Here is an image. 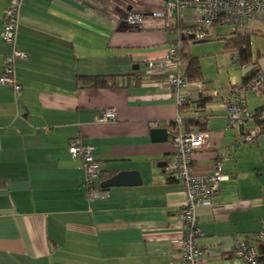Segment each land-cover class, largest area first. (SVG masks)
I'll return each mask as SVG.
<instances>
[{"label": "crops", "instance_id": "crops-1", "mask_svg": "<svg viewBox=\"0 0 264 264\" xmlns=\"http://www.w3.org/2000/svg\"><path fill=\"white\" fill-rule=\"evenodd\" d=\"M6 5L0 0V32ZM160 6V0L22 4L16 44L28 58L15 62L21 93L0 85V264H183L174 242L182 235L184 194L164 171L174 153L165 127L195 114L179 109L164 76L138 79L146 62L162 60L176 40L157 20L137 27L139 12L151 14ZM180 20L189 26L181 13ZM214 28L198 42L220 40L229 62H239L224 49L223 38L235 28L227 34H215ZM240 31L250 38L253 62L251 41L264 37V14ZM10 53L0 38V77ZM255 57L264 75V52ZM188 69L182 64L183 75ZM80 76L121 78L117 88L88 89L78 86ZM238 84L229 81L222 93L206 89L211 100L200 113L207 117L209 141L194 154L192 172L210 175L218 161L227 178L212 207L197 212L202 264H231L234 238L264 230V134L245 141V134L257 129L253 121L228 128L227 92ZM243 98L251 112L264 107L250 93ZM109 108L116 110V120L97 122ZM155 128L167 130V142H151ZM74 141L92 148L101 170L94 187L105 197L89 200L83 163L68 153ZM124 171H137L140 186L100 187Z\"/></svg>", "mask_w": 264, "mask_h": 264}, {"label": "built area", "instance_id": "built-area-1", "mask_svg": "<svg viewBox=\"0 0 264 264\" xmlns=\"http://www.w3.org/2000/svg\"><path fill=\"white\" fill-rule=\"evenodd\" d=\"M32 0H6L7 5L3 12L2 30L0 38L3 43L11 48V53L5 57L3 74L0 77L1 86H10L16 95L21 93V87L15 79V62L26 60L28 55L17 49V34L19 29V15L22 4ZM161 6L151 14L139 12L136 16L138 28L143 26L148 19L157 20L165 30H174L180 19L181 11L192 12L194 26L197 28H210L217 26H232L241 30L247 21L260 14H264V0H160ZM175 31V30H174ZM188 36L192 32L187 30ZM176 40L180 33L175 31ZM182 36V35H181ZM202 33L197 38H202ZM179 44L168 48L165 57L158 61H147L144 70L138 73V79L145 81L156 75L165 77L166 83L174 91L177 105L189 103L194 94L204 90L202 83L192 85L182 74V62L180 61ZM246 70L245 66H242ZM157 70L159 73H157ZM192 87L193 91H190ZM185 91L182 95L180 91ZM227 120L228 128L237 130L248 121H252L254 112L249 111L243 98L245 93H250L264 102V75L258 74L247 87H230L228 89ZM117 118V112L113 108L105 109L97 118L99 123L113 122ZM264 119V114L260 116ZM177 122L181 120L176 118ZM256 135L255 130L245 134L244 139L250 142ZM208 132L175 133L171 143L174 149L173 159L166 163L165 173L178 181L183 190L184 203L181 206L179 217L182 223V235L174 243L178 247L179 258L183 264H202L203 250L198 247L197 240L201 237L199 229L198 209L212 207V200L219 189V184L227 178L222 173L221 163L216 162L213 171L207 176H197L192 172L194 154L208 145ZM69 155L83 163L85 170V182L89 189L90 201L105 197V193L94 187V182L99 180L100 165L95 161L93 150L77 142H71L68 148ZM258 238L264 239V230ZM234 257L241 264H264L259 261L258 250L255 245L234 238Z\"/></svg>", "mask_w": 264, "mask_h": 264}, {"label": "trees", "instance_id": "trees-1", "mask_svg": "<svg viewBox=\"0 0 264 264\" xmlns=\"http://www.w3.org/2000/svg\"><path fill=\"white\" fill-rule=\"evenodd\" d=\"M216 26L217 25H213L210 28H197L194 25H184L180 19L177 21L176 28L174 30L180 33V38L178 41H172V44H179L180 61L182 62V64H186L189 67V69L186 70L184 77L190 84L198 82L204 85L200 72L195 69L196 58L193 57L189 52L190 45L197 43L198 41L208 39L210 37V29ZM174 30H170V32H175ZM187 30L191 31L192 35L188 36L186 34ZM199 33H202V38H197V34ZM215 36L220 37L219 35ZM223 39L225 51L228 52L230 56L237 55L238 61L241 63V66H249L248 69H246L243 73L242 80L239 84V86H241L242 88L247 87V85L251 83L258 74H260L258 65L256 64V62H252L250 58V38L247 35H244L242 31L235 29L234 34L230 38L224 37ZM119 77L120 76H80L78 77V80L76 82L80 88L113 89L119 86ZM196 95V99H192L189 103L178 105L179 109L182 110L184 107H187V110L189 109V113H194L195 115L192 117L181 118L179 123L175 119L165 127L169 130L170 140H172L175 133L179 132H207V117L205 115L200 116V113H203V110L206 108L207 103H209L211 100L210 97L206 95L205 85L204 90ZM262 114H264V107H261V109L254 112L252 121L257 127V129L255 130L256 135L254 138H256L260 134H264V119L260 118ZM259 233L256 234V237L246 236L243 241L255 245L258 250L259 261L264 262V239L258 238ZM232 255L234 257V253Z\"/></svg>", "mask_w": 264, "mask_h": 264}, {"label": "rangeland", "instance_id": "rangeland-1", "mask_svg": "<svg viewBox=\"0 0 264 264\" xmlns=\"http://www.w3.org/2000/svg\"><path fill=\"white\" fill-rule=\"evenodd\" d=\"M181 15L187 25L194 24V18L190 11H182ZM215 34H227L234 30L232 26H216ZM253 62L255 61L256 53L259 51L261 54L264 52V37L256 36L251 41ZM190 53L196 56V66L200 70L204 78V85L209 92L219 91L229 84L237 85L241 78L243 70L239 62L231 64L227 58L226 53L223 52V42L220 40H210L208 42H198L190 45ZM264 65V60H261ZM248 69L249 66H245ZM239 85V84H238ZM221 90V91H220ZM262 137V136H260ZM260 230V227H259ZM256 237V234H252ZM231 264L241 263L238 259L234 258L228 261Z\"/></svg>", "mask_w": 264, "mask_h": 264}, {"label": "water", "instance_id": "water-1", "mask_svg": "<svg viewBox=\"0 0 264 264\" xmlns=\"http://www.w3.org/2000/svg\"><path fill=\"white\" fill-rule=\"evenodd\" d=\"M150 137L152 143H164L168 141V132L164 128H155L151 130ZM162 165L164 166V164ZM140 184V174L137 171H124L103 181L100 187L108 191L114 188L137 187Z\"/></svg>", "mask_w": 264, "mask_h": 264}]
</instances>
